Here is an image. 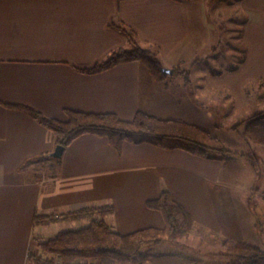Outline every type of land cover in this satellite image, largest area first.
Masks as SVG:
<instances>
[{"label":"crops","instance_id":"0c3cea01","mask_svg":"<svg viewBox=\"0 0 264 264\" xmlns=\"http://www.w3.org/2000/svg\"><path fill=\"white\" fill-rule=\"evenodd\" d=\"M239 3L245 14L243 56L237 68L218 70L201 66L203 59L196 57L210 24L186 0H0V264H37L35 247L52 238L43 229L72 221L65 215L83 208L112 206L105 219L122 234L163 228L162 214L147 202L164 190L197 226L187 239L146 247L153 264H197L188 259L190 248L228 264L232 257L219 255L225 239L264 249V203L251 207L247 191L234 197L240 168L250 164L246 153L229 147L234 153L226 159L203 158L126 143L119 154L106 138L86 134L65 149L59 164L43 162L57 147L55 134L14 107H32L61 121L66 110L115 113L126 121L141 111L214 135L220 128L234 130L264 106V0ZM116 25L134 30L164 68L188 72L189 81L174 73L156 80L139 62L81 72L129 47ZM254 86L260 89L254 95L259 106ZM257 149L264 156V146ZM249 192L263 200L264 190ZM37 215L54 221L35 225Z\"/></svg>","mask_w":264,"mask_h":264},{"label":"trees","instance_id":"16d2710c","mask_svg":"<svg viewBox=\"0 0 264 264\" xmlns=\"http://www.w3.org/2000/svg\"><path fill=\"white\" fill-rule=\"evenodd\" d=\"M116 27L127 37L129 47L114 50L107 58L81 72L95 74L123 63L139 62L149 69L156 80L169 77L164 73V65L156 52L138 43L134 30L121 25ZM174 74L185 75L187 81L190 79L189 73L180 69H175ZM14 107L25 111L39 124L51 130L56 136V145L65 149L77 138L92 134L106 138L119 154H122L126 143L151 144L167 150L179 149L203 158L218 154L226 159L234 153L216 135L181 119L164 120L140 111L133 120L126 121L115 113L66 110L67 119L61 121L32 107ZM239 125L241 124L233 129L239 132L242 139L264 146V112L251 116L242 131L238 130ZM247 157L260 173L256 156ZM61 159L42 156L39 161H55L59 164ZM147 206L162 214L165 220L163 228L147 227L122 234L105 219L113 212L112 206L83 208L66 214L65 219L87 220L89 225L77 230L60 231L54 237L40 242L36 263L76 264L79 260L95 259L96 262L92 264H153L144 252L146 247L187 239L194 233L197 223L168 190H164L158 198L149 200ZM53 221L50 215H37L34 224ZM222 245L221 256L236 258L242 264H264V249L255 244L225 239Z\"/></svg>","mask_w":264,"mask_h":264},{"label":"rangeland","instance_id":"374dc122","mask_svg":"<svg viewBox=\"0 0 264 264\" xmlns=\"http://www.w3.org/2000/svg\"><path fill=\"white\" fill-rule=\"evenodd\" d=\"M187 4L192 7L197 5L200 7L201 13L203 14V19L210 24L209 29L207 31L208 37L206 38L204 44H201L199 52H197V58L203 59L204 63L201 66L210 67L213 69H221V70H230L232 68H237L240 64V60L243 56V42H242V31L243 24L245 22V14L241 11L240 8V0H186ZM193 21L196 23L197 18L195 17V13L192 11L191 13ZM204 21V22H205ZM210 30V31H209ZM190 66L187 64V67ZM253 97L254 95L260 94V89L258 86H254ZM255 98V97H254ZM256 97L254 102H256L257 106L260 105V101ZM264 101V99H263ZM264 112V106L257 110L255 114ZM253 116V115H252ZM250 118V117H249ZM249 118H246L245 121L239 122V131H242L245 128V123ZM220 124L225 123L223 121H219ZM238 125V124H237ZM216 135H222L226 141V145L235 149L236 151H240L246 153L247 156H256L257 160L260 164V173L255 170L250 161L248 167L240 168V181L234 187V197H241V195L245 196L247 191V201L251 205V207H260L264 203V195L263 200L258 201L253 198L252 191L248 193V189L250 187H257L258 189L264 190V156L259 152L258 144L254 142L248 141L249 145L246 143H242L244 139L241 138L239 132L236 130L228 129V128H220L215 132ZM246 141V140H244ZM234 150V151H235ZM250 191V190H249ZM256 205V206H255ZM260 210V208H259ZM261 211V210H260ZM261 217V216H260ZM261 220H263L261 218ZM89 225L87 220L81 221H64L60 223H56L51 225L50 227H45L43 230L49 237H54L59 231H70L84 228ZM187 251V250H186ZM193 256H188L189 260H192L197 264H216V262L212 259H209L202 251H197L195 248H190L189 250ZM39 255V250L35 247L34 253ZM145 253H148L147 249L144 250ZM85 264L95 263V259L84 260ZM228 264H242L236 258H232L228 261Z\"/></svg>","mask_w":264,"mask_h":264},{"label":"water","instance_id":"95a60500","mask_svg":"<svg viewBox=\"0 0 264 264\" xmlns=\"http://www.w3.org/2000/svg\"><path fill=\"white\" fill-rule=\"evenodd\" d=\"M163 71L167 75H172L174 73L173 69H168V68H164ZM64 151H65V148L61 145H58L55 151L52 152L48 157L52 159H61Z\"/></svg>","mask_w":264,"mask_h":264}]
</instances>
